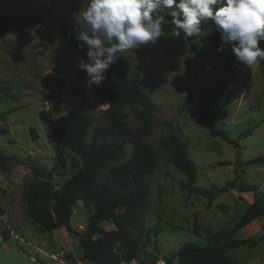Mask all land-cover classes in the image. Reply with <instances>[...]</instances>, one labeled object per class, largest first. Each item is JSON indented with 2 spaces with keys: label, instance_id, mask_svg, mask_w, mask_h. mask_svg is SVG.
Here are the masks:
<instances>
[{
  "label": "rangeland",
  "instance_id": "374dc122",
  "mask_svg": "<svg viewBox=\"0 0 264 264\" xmlns=\"http://www.w3.org/2000/svg\"><path fill=\"white\" fill-rule=\"evenodd\" d=\"M81 7L82 0H0V19H21L16 28L0 32V120L16 108L9 118L14 120L13 137L24 140L21 143L24 149L37 148L36 142L32 143L25 134L26 126L20 120L32 127L33 135L40 134V141L47 145L42 149L50 151L55 143L54 137L51 140L52 127L59 117L77 112L96 116L108 107L102 83L89 88L86 73L75 66L77 57L86 58L87 49L78 50L54 33L63 23L81 27L82 20L77 15ZM123 55L127 71L158 106L153 113L155 127L144 141L157 149L159 166L151 176L150 207L141 215L145 229L143 243L130 264H160L161 260L168 264L182 244L206 243L222 228L232 229L240 218L243 201L237 186L220 194L211 207L207 198L187 195L180 185L186 175L168 162V150L159 147L160 138L168 134L166 122H172L187 143V152L197 166L196 185L216 188L236 179L244 185L256 184L264 192V165L242 164L264 155V67L260 63L251 67L229 65L220 56H197L180 37L163 31L155 42L125 51ZM225 84L233 90L232 102L215 120V126L227 129L235 143L211 135L207 124L194 121L181 108L188 95L198 96L207 87ZM126 120L135 126L132 115ZM95 126L90 128V135ZM0 145L2 150L11 149L3 140ZM127 149L128 156L132 152L131 144ZM63 151L64 155L75 157V162L81 161L79 155L68 150H62V154ZM57 153L61 164L60 150L56 149ZM49 160L54 162L53 155ZM1 167L0 162V170ZM71 170L74 171L72 167ZM55 175H50L54 177L49 182L52 191L65 180ZM1 186L8 188L5 184ZM2 192L0 189V205L9 206V199ZM94 211V205L80 200L72 206L71 220L76 226L83 223L85 229ZM157 225L163 229L159 235L150 230ZM18 231L24 241L11 239L6 249L18 244L33 256L36 251L33 246L43 242L57 250L60 264L83 256L80 244L70 252L61 251L51 234L41 238L27 222ZM242 236L238 234V238ZM245 248L241 246L237 250ZM232 254L233 251L229 253ZM173 263L179 264L177 259Z\"/></svg>",
  "mask_w": 264,
  "mask_h": 264
},
{
  "label": "trees",
  "instance_id": "16d2710c",
  "mask_svg": "<svg viewBox=\"0 0 264 264\" xmlns=\"http://www.w3.org/2000/svg\"><path fill=\"white\" fill-rule=\"evenodd\" d=\"M40 18L38 15L37 19ZM170 21L171 17L165 16L162 31L177 35L178 29ZM20 22V17H3L0 19V32L16 28ZM201 29V33L194 37L185 38L182 30H179L181 33L177 36L188 43L197 56H220L225 58L227 64L236 65L230 46L224 51H218L222 40L215 24L211 20L205 21ZM80 30V26L63 23L54 33L81 50L77 46L80 42L76 39ZM261 47H264V42H261ZM259 63L264 67V61ZM101 88L108 103L106 109L96 116L80 112L61 116L53 125L57 152L68 150L79 155L81 161L75 162L72 159L74 171L53 191L49 213L41 217V225H37V229L45 232L65 226L78 237L84 260L94 264H129L134 261L143 243L145 229L141 215L150 207L151 176L159 166L157 149L144 141V137L155 127L153 113L158 110V106L127 71L123 53L106 71ZM232 95L233 90L226 84L207 87L198 96L188 95L181 108L194 121L207 124L211 135L235 143L227 129L215 126V120L232 102ZM129 115L135 120L134 127L126 120ZM94 124L96 126L90 135L89 130ZM166 125L168 134L160 138L159 147L168 150V162L186 175L180 185L189 197H205L211 207L220 194L235 186L240 192L254 193V202L247 206L232 229L222 228L213 233L206 243L189 241L182 244L168 264H174V259L179 264H250L237 261L229 252L241 246L254 247L259 243L260 240L253 237L241 239L235 236L238 229L264 215V192L256 184L244 185L237 183L236 179L216 188L196 185L197 166L187 152V143L177 133L172 122H166ZM128 144H131L132 152L127 156ZM10 157L0 149L3 167L5 160ZM66 159L63 151L60 157L63 165ZM242 164L264 165V155L253 157ZM32 170L36 176L47 173L36 165H32ZM53 173L49 171V175ZM80 200H84L86 205L95 206L84 230L75 229L71 224L72 206ZM103 221L113 222L115 229H103ZM150 230L159 235L163 229L157 225Z\"/></svg>",
  "mask_w": 264,
  "mask_h": 264
},
{
  "label": "clouds",
  "instance_id": "9594fccd",
  "mask_svg": "<svg viewBox=\"0 0 264 264\" xmlns=\"http://www.w3.org/2000/svg\"><path fill=\"white\" fill-rule=\"evenodd\" d=\"M77 15V46L87 52L75 66L86 73L89 88L104 81L119 54L158 40L165 16L185 38L199 35L211 20L222 40L218 51L230 46L236 66L264 61V0H82Z\"/></svg>",
  "mask_w": 264,
  "mask_h": 264
},
{
  "label": "crops",
  "instance_id": "0c3cea01",
  "mask_svg": "<svg viewBox=\"0 0 264 264\" xmlns=\"http://www.w3.org/2000/svg\"><path fill=\"white\" fill-rule=\"evenodd\" d=\"M15 109L16 108H13L12 110L8 111V116H4L2 120H0V129H3L0 130V133H3L0 134V141L3 140L4 143L8 142V145L11 148L10 150H3L11 157L5 160V165L4 167H1L0 170V189L3 190L1 194L7 197L10 202L9 206L0 205V209H2L0 210V243L4 246L6 245L5 247H7V241H11V239H16L23 242L25 238L20 234L18 229L22 223L27 222L31 225L35 235L45 238L51 234L53 236L52 240L58 245L61 251L69 250L70 252V249L72 250V248L75 249L76 246H79V240L78 237L70 233L65 226L55 228L52 231L41 232L37 229V225H41V217L43 215H48L50 202L52 201V193L60 186L57 185L53 191L51 190L49 187V182L54 181V177L49 175V171H52L55 168V176H62L63 178L65 177L66 180L72 172L71 167L73 166V157H70L67 154L65 155L67 158L65 165L62 163L59 164L56 158V144L54 143V149H50V151L42 149L43 146L47 145L40 141L41 136L39 133V135H33L32 127L26 125L24 120H20V122L26 126L25 134L28 136L30 141H32V143L36 142L37 149L22 148L21 143L24 140H19L13 137L12 130L14 127L11 125V123H14V120L9 118L10 115H13L11 112ZM9 113L11 114L9 115ZM19 133L23 134V131L20 130ZM51 134L52 140L54 137L53 127ZM33 146L34 145L32 144V147ZM17 150H20V152H15ZM52 155L54 157V162L51 163L49 162V158ZM56 162L57 167H54ZM32 165H36L44 169L47 173L43 174L42 176H36L32 170ZM59 173H65V175H59ZM44 175H49L50 178H47ZM4 184L7 185L8 188H6V186H1ZM239 194L241 196L240 199L243 201L242 212L240 214L241 217L247 206L254 202V193L240 192ZM71 224L75 229L80 230L79 227L84 229L83 223L79 224L81 226H76L74 225V221L71 220ZM101 227L105 230L115 229V225L111 221H103L101 223ZM239 233H242L243 235L241 239L253 237L255 239H259L260 241L256 246L247 247L245 248L246 250L244 249V251H238L236 248L232 250L233 254L230 256L242 263L264 264V215L238 229L235 236L236 238H238ZM26 241L27 243H30L28 240ZM262 244L263 247L261 249L260 245ZM14 246L20 248L24 254L28 255L32 259H39L45 264H60L57 262V250H53L52 247L47 246L43 242L33 246L36 250L33 256H31V254H27L24 251L25 248L19 246L18 244H13L11 247ZM239 248L240 247H238V249ZM75 259L76 260L71 258L67 260L69 263L62 261V264H86V260L83 259V256H75ZM48 260L53 262H48Z\"/></svg>",
  "mask_w": 264,
  "mask_h": 264
},
{
  "label": "water",
  "instance_id": "95a60500",
  "mask_svg": "<svg viewBox=\"0 0 264 264\" xmlns=\"http://www.w3.org/2000/svg\"><path fill=\"white\" fill-rule=\"evenodd\" d=\"M0 264H45L43 261L32 259L28 255L24 254L20 248L11 247L6 249L4 245L0 243Z\"/></svg>",
  "mask_w": 264,
  "mask_h": 264
},
{
  "label": "built area",
  "instance_id": "2783aa9c",
  "mask_svg": "<svg viewBox=\"0 0 264 264\" xmlns=\"http://www.w3.org/2000/svg\"><path fill=\"white\" fill-rule=\"evenodd\" d=\"M160 264H167L165 260H161Z\"/></svg>",
  "mask_w": 264,
  "mask_h": 264
}]
</instances>
